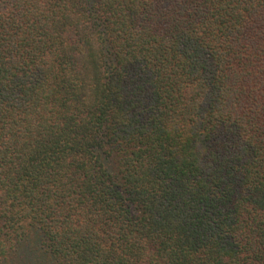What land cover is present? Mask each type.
I'll return each instance as SVG.
<instances>
[{
	"label": "trees",
	"instance_id": "trees-1",
	"mask_svg": "<svg viewBox=\"0 0 264 264\" xmlns=\"http://www.w3.org/2000/svg\"><path fill=\"white\" fill-rule=\"evenodd\" d=\"M0 264H264V0H0Z\"/></svg>",
	"mask_w": 264,
	"mask_h": 264
}]
</instances>
